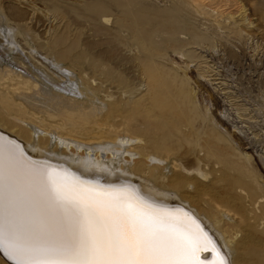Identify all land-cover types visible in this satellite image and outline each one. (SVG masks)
<instances>
[{"label":"rangeland","instance_id":"374dc122","mask_svg":"<svg viewBox=\"0 0 264 264\" xmlns=\"http://www.w3.org/2000/svg\"><path fill=\"white\" fill-rule=\"evenodd\" d=\"M0 128L57 156L76 152L61 138L120 151L102 167L264 264V0H0Z\"/></svg>","mask_w":264,"mask_h":264},{"label":"snow or ice","instance_id":"6c2138e0","mask_svg":"<svg viewBox=\"0 0 264 264\" xmlns=\"http://www.w3.org/2000/svg\"><path fill=\"white\" fill-rule=\"evenodd\" d=\"M23 159L0 138V252L11 264H229L186 212Z\"/></svg>","mask_w":264,"mask_h":264},{"label":"bare ground","instance_id":"6f19581e","mask_svg":"<svg viewBox=\"0 0 264 264\" xmlns=\"http://www.w3.org/2000/svg\"><path fill=\"white\" fill-rule=\"evenodd\" d=\"M63 74L65 73L63 72L61 75ZM59 98L56 97L54 100L53 99L51 100V98L49 100L45 99L47 100V102H44V101L43 102L44 104H47V105L53 104L51 107L49 106V108H51V110L54 111L53 112L54 114L55 113L59 114L61 118L71 117L74 112L63 110L61 106V104L63 103H61ZM58 101L60 102V104L58 103ZM73 108L74 107L71 106L70 109H73ZM79 114L82 117H86L87 115L89 116L92 115L91 107L87 105L85 107V110H82L81 112L79 111ZM0 133L4 134V135L0 134V138H2V141L4 144L7 145L9 143H14L15 145H18L20 151L23 152L24 159L23 161L20 162L22 168H26L27 167L26 162L30 161L32 164L47 165L49 168L54 169L58 172H60L61 170H66L68 173L73 174L76 177H79L81 180L87 181L94 185H98L100 187L133 189L137 191L140 195L144 196L146 199L153 201L154 203L160 205L161 207H164L171 211L180 210L181 216L183 215V213L186 212L188 216L194 219L201 226V228H203L204 231L208 233V235L214 240L217 248L221 251V253L225 256V258L229 261V264H235L233 260L235 250L231 248V245H232L231 238L228 239L227 238L228 235L225 236V234H223V236L217 235L215 233V231H217L216 230L217 227L214 228V231H213L212 230L213 228L211 227L209 222L207 223V221L203 220V218H201V215L196 210H194L192 207H190L189 205H186L183 202L175 201L173 200L172 195L169 196L168 194L161 192L155 189L154 187L150 186V184L146 183L145 180L139 178V176L138 177L136 176L137 174H136V171H134L135 169L134 170L130 169L129 171L119 172L109 167L107 168L102 167L103 165L102 160L104 159L103 157L105 154V153L103 154L102 151L108 153L112 159L113 157L118 156V154H120L119 153L120 151L113 150V149H107V147L106 148H103V147L94 148V151H91L89 150L88 147H83V145L81 146L77 144L73 145L67 140L61 138L58 140L61 145H64L65 150H68L73 147L76 151L74 154L75 156H78L80 151L81 152L83 151V155L80 156L79 158L77 157L74 158L75 156L74 157L57 156L54 153H49L48 151H46L47 149L46 147H45L46 149L44 150L39 149V147L37 146L38 144H31L32 141L30 142V144L29 143L25 144V142L19 139V137L17 138V136H14V134H11L10 132L5 131L2 128H0ZM141 143L142 142H139V143L137 142L136 144H133V145L129 144V146H134L133 148L134 150L136 149L138 151V154H139L138 157H140L141 161L145 160L149 162L150 158H148V155H144L145 153H143V151L145 147H143ZM94 153H96L95 156H93ZM126 154L129 157L132 156V153L129 151ZM213 163L215 162L213 161ZM2 254L3 253L0 252V258L5 263L10 264L8 263V261L5 260L4 258L5 255L3 254L4 255L3 256ZM203 255L207 257L210 254L204 253Z\"/></svg>","mask_w":264,"mask_h":264},{"label":"water","instance_id":"95a60500","mask_svg":"<svg viewBox=\"0 0 264 264\" xmlns=\"http://www.w3.org/2000/svg\"><path fill=\"white\" fill-rule=\"evenodd\" d=\"M1 134V133H0ZM1 135H4V134H1ZM3 255V254H2ZM4 256V255H3ZM5 260L8 261V263L11 264V261H9L5 256H4Z\"/></svg>","mask_w":264,"mask_h":264}]
</instances>
